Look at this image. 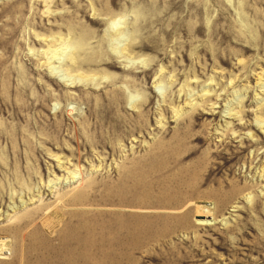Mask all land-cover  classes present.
Listing matches in <instances>:
<instances>
[{"label": "rangeland", "instance_id": "1", "mask_svg": "<svg viewBox=\"0 0 264 264\" xmlns=\"http://www.w3.org/2000/svg\"><path fill=\"white\" fill-rule=\"evenodd\" d=\"M0 264H264V0H0Z\"/></svg>", "mask_w": 264, "mask_h": 264}]
</instances>
